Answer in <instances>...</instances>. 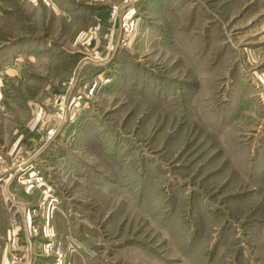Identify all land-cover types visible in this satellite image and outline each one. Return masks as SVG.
Segmentation results:
<instances>
[{
    "label": "rangeland",
    "instance_id": "1",
    "mask_svg": "<svg viewBox=\"0 0 264 264\" xmlns=\"http://www.w3.org/2000/svg\"><path fill=\"white\" fill-rule=\"evenodd\" d=\"M0 76V264H264V0H0Z\"/></svg>",
    "mask_w": 264,
    "mask_h": 264
},
{
    "label": "crops",
    "instance_id": "2",
    "mask_svg": "<svg viewBox=\"0 0 264 264\" xmlns=\"http://www.w3.org/2000/svg\"><path fill=\"white\" fill-rule=\"evenodd\" d=\"M10 69V68H9ZM6 70V69H5ZM1 76H0V83L2 82L1 81ZM1 85V84H0ZM0 93H1V90H0ZM0 101H1V94H0ZM0 111H2V108H0ZM0 119H1V116H0ZM0 122H1V120H0ZM18 142V141H17ZM17 142H15V144H13V145H9V146H6V145H4V146H2V145H0V148H2V147H4V148H8L7 149V154H10V150L12 149L13 151L12 152H15V150L17 149V147H18V145L20 144V143H17ZM21 148V147H20ZM11 152V153H12ZM8 159H2V156H0V164H3V163H5V164H8L9 162L7 161ZM12 161V160H11ZM17 174L15 173V172H12V169H10L9 170V172H0V177H3V179H6L7 177H12V179H13V177H15ZM6 186V185H5ZM7 188H9V192H8V198L9 197H11L10 198V200L14 203L15 202V200H16V196L18 195L19 197L21 196L22 198H23V200H19V201H17L16 203H15V205H16V208H17V212L16 213H18V212H24V214H25V212L26 211H28V216L26 215V219H25V221H24V223H25V229H27V227H28V225H29V222H30V210H31V208L33 209L34 208V200L35 199H33V195H36L37 196V198H39V196L40 195H42L43 193H44V190H42L41 188H39L40 190L37 192V190H35V191H33V190H31V186H27V187H24V188H19V190H17V188H12L11 186H9V187H7ZM35 192V193H34ZM1 193H3L2 191H1ZM31 207V208H30ZM28 210H27V209ZM47 212H49V211H47ZM27 214V213H26ZM26 231V230H25ZM30 232V231H29ZM31 233V232H30ZM28 233V231L26 232V238L28 239V243L29 242H33L34 244L35 243H37V240H36V238L35 237H33L32 236V234H29ZM29 238L31 239V240H29Z\"/></svg>",
    "mask_w": 264,
    "mask_h": 264
},
{
    "label": "built area",
    "instance_id": "3",
    "mask_svg": "<svg viewBox=\"0 0 264 264\" xmlns=\"http://www.w3.org/2000/svg\"><path fill=\"white\" fill-rule=\"evenodd\" d=\"M41 116H42V112L39 109L37 111V119H39ZM32 183H31V185H32ZM31 190H33V186H31ZM33 233L34 234L36 233V231L34 229H33ZM42 251L47 257H49V256L54 257L55 261L53 264H65L64 250L60 244L56 245L54 241H50L48 244H46L44 246Z\"/></svg>",
    "mask_w": 264,
    "mask_h": 264
}]
</instances>
